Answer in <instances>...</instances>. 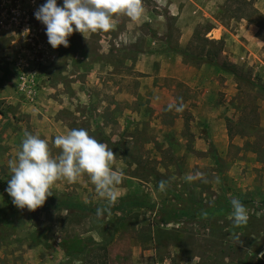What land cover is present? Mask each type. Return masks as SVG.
<instances>
[{
	"label": "rangeland",
	"instance_id": "374dc122",
	"mask_svg": "<svg viewBox=\"0 0 264 264\" xmlns=\"http://www.w3.org/2000/svg\"><path fill=\"white\" fill-rule=\"evenodd\" d=\"M43 3L0 0V264H264V0H216L209 14L143 0L140 19L116 14L85 47L56 48L34 16ZM18 56L38 65L33 106L14 93ZM73 128L112 148L125 173L116 201L84 175L17 207L5 189L25 131L56 157L55 137Z\"/></svg>",
	"mask_w": 264,
	"mask_h": 264
},
{
	"label": "clouds",
	"instance_id": "9594fccd",
	"mask_svg": "<svg viewBox=\"0 0 264 264\" xmlns=\"http://www.w3.org/2000/svg\"><path fill=\"white\" fill-rule=\"evenodd\" d=\"M144 11L143 0H63L62 4L57 0H45L34 16L46 26L48 43L56 48L68 47V37L74 31L83 35L107 32L116 27L114 15L124 14L135 21ZM173 108L181 112L184 105L175 102L167 105L168 110ZM54 144L61 150L56 157L51 155L47 139L25 131L20 149L9 161L12 174L5 189L17 207L35 210L53 194L51 187L55 182L62 179L77 182L84 175L94 185L97 197L109 205L116 201L125 173L122 166L115 164L112 148L85 128H73L57 135ZM202 177V173H197L186 176V180L191 182ZM165 184V181L160 182L162 190ZM231 206L232 222L236 226L246 224L249 219L246 206L236 198L231 200ZM107 210L97 208L96 215L99 217Z\"/></svg>",
	"mask_w": 264,
	"mask_h": 264
},
{
	"label": "built area",
	"instance_id": "2783aa9c",
	"mask_svg": "<svg viewBox=\"0 0 264 264\" xmlns=\"http://www.w3.org/2000/svg\"><path fill=\"white\" fill-rule=\"evenodd\" d=\"M0 24H2V20H0ZM45 57H41L40 61H43ZM15 67L16 76L14 93L19 96L24 103L28 105H35L43 88L39 78L38 65L31 62V60L18 56L15 59ZM1 118L2 114L0 113V121Z\"/></svg>",
	"mask_w": 264,
	"mask_h": 264
},
{
	"label": "crops",
	"instance_id": "0c3cea01",
	"mask_svg": "<svg viewBox=\"0 0 264 264\" xmlns=\"http://www.w3.org/2000/svg\"><path fill=\"white\" fill-rule=\"evenodd\" d=\"M184 2L186 3L185 5H188L189 6V9L192 10V13H194L195 11H193L194 9V5L197 6L199 9H201L202 11H204L205 13H208L207 9L209 7H212L213 4H215L216 0H205L204 2L205 3H199L198 1L196 0H184ZM169 7H170V4L169 2H167ZM173 5V4H172ZM209 14V13H208ZM221 26H223L222 24H220ZM74 27V25H73ZM224 27V26H223ZM215 30H217V28H213V31L212 33L210 34V36H213V37H216V35L214 34ZM221 32V31H220ZM186 35H188V37H190L193 33V30H188L186 31ZM222 33V32H221ZM91 34L92 33H85L84 35L80 32H77V31H74L73 34L68 37L69 39V43L77 46V47H85L89 40H90V37H91ZM221 37V35H220ZM170 53L172 54H175L174 52L172 51H167L165 52L166 55H170ZM164 54V53H163ZM44 87V86H43ZM41 96V95H40ZM41 98V97H40ZM33 106V105H31ZM3 116V115H2ZM30 120L33 119L32 116L29 117ZM5 119L7 118H3L0 122H1V127H0V134L2 133V136L4 137L6 135V131H7V128L5 127ZM160 261L156 260L155 261V264H159ZM111 264V263H110ZM132 264H142V263H138V262H134Z\"/></svg>",
	"mask_w": 264,
	"mask_h": 264
},
{
	"label": "trees",
	"instance_id": "16d2710c",
	"mask_svg": "<svg viewBox=\"0 0 264 264\" xmlns=\"http://www.w3.org/2000/svg\"><path fill=\"white\" fill-rule=\"evenodd\" d=\"M181 53L185 54L184 51L181 52ZM0 113H1V114H4V111L2 110V108H0ZM98 232H99V231H98ZM98 234H101V232H99ZM107 243H108V240H107V238H106L105 240L99 242L98 244H97V243H95V244H96V245H103V247H105V245H106Z\"/></svg>",
	"mask_w": 264,
	"mask_h": 264
}]
</instances>
